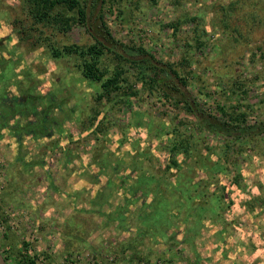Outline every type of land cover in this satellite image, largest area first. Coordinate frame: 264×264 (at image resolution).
Masks as SVG:
<instances>
[{"label": "rangeland", "instance_id": "374dc122", "mask_svg": "<svg viewBox=\"0 0 264 264\" xmlns=\"http://www.w3.org/2000/svg\"><path fill=\"white\" fill-rule=\"evenodd\" d=\"M104 1L62 33L35 24L22 0H0L5 252L36 264H264V0ZM100 13L120 42H106L100 66L112 68L114 53L126 59L125 99L97 100L80 58L48 53L94 43ZM139 47L162 81L176 80L171 68L186 83L144 89ZM27 80L37 102L25 100ZM219 107L245 113L243 128L225 130ZM171 127L195 147L177 150ZM174 157L180 165L168 169Z\"/></svg>", "mask_w": 264, "mask_h": 264}, {"label": "trees", "instance_id": "16d2710c", "mask_svg": "<svg viewBox=\"0 0 264 264\" xmlns=\"http://www.w3.org/2000/svg\"><path fill=\"white\" fill-rule=\"evenodd\" d=\"M89 3V4H88ZM103 3L105 4L104 0H22V5L24 10L27 12V14L30 16V19L33 20L35 24H43L48 25L49 27H54L56 29H60V31L63 33L69 32L72 27L75 25H85L88 24V20L90 17L87 13L88 7L94 8L96 4ZM89 5V6H88ZM101 9V8H100ZM91 12V11H90ZM99 24H97V30L100 38H95L94 43L89 45H70L65 46L63 48L56 47L54 45H51L48 48V53L53 58H59V59H66L68 57H74L77 56L80 58V72L81 75H83V78L86 80H89L91 83L98 84L97 91V100H100L103 97H108L113 92H118L119 98L121 97H128L133 94V91H130L132 89L131 86H128V78L125 75L124 69H123V62H126V59L120 55V53H114L116 55V59L118 62L112 66V68H105L103 69L101 65L100 58L103 55V51L105 50V44L106 42L108 44L114 45L116 48L118 45H120V42L116 40L112 34L110 29L107 26V23L105 21L104 16L100 13L98 18ZM107 50L111 51L110 48H106ZM138 52H143L149 59L145 58L144 61H142V66H139V70L137 71V74L140 77L142 86H144V89L149 88V90H153L157 86H160V83H163L164 85L162 88L166 87V89H170L174 87L176 84V81L180 84L186 83V77L181 76L179 72L176 69L169 70V73L171 76L174 77L176 80L174 82H171L167 84L166 81H162L161 78V72L159 67H157L154 63V57L150 54V52H147V50L143 47H139ZM151 60H153V67L150 69L152 73L148 71L149 67H151ZM123 61V62H122ZM133 65H135L133 63ZM149 65V67L147 66ZM148 68V69H147ZM164 71V70H163ZM169 74H166V76ZM26 86L24 87L23 95H25V100L28 102L33 103V101L37 102L38 98L35 96H32L28 92L32 88L31 82L27 80ZM162 81V82H161ZM122 92V93H121ZM121 93V94H120ZM135 94V92H134ZM109 98V97H108ZM109 100V99H108ZM123 100V99H120ZM184 107L186 112H192L195 114L197 112L194 107L193 100H190V98L184 100ZM35 104V103H34ZM45 109H50V104H43ZM219 110L226 115L229 118L228 121H223L222 127L226 130V126L228 129L231 130H241L243 128V122L245 118V113L233 111V112H226L224 109L219 107ZM44 117H46L44 115ZM95 117V116H94ZM96 121V119L92 118V121ZM91 121L90 127L94 126L95 132H103L104 126L103 122L97 121L96 124H93ZM182 123V122H181ZM35 126H38L36 124ZM215 126H211V130L213 132L217 131ZM172 128V127H171ZM214 128V129H212ZM252 128V127H251ZM176 130L177 134V142L175 143V148L177 150H182L185 153H188L190 149L192 150L195 147V144L197 143L196 140L191 138H185L182 137V135H185L183 131H179L178 127H173L172 130ZM222 130V129H221ZM35 132V131H34ZM221 158L225 160L226 162H229L228 155L225 152V148L220 151ZM180 165L177 162V159L174 157L171 161V163L167 164L168 169H172V166L177 167ZM239 174V172H238ZM4 175V174H3ZM237 185H238V179L236 177L231 178ZM239 186V185H238ZM260 200H264L263 196L257 197ZM36 259H38L37 256H29L25 254H20V258L17 260L16 264H36Z\"/></svg>", "mask_w": 264, "mask_h": 264}, {"label": "flooded vegetation", "instance_id": "af4514ba", "mask_svg": "<svg viewBox=\"0 0 264 264\" xmlns=\"http://www.w3.org/2000/svg\"><path fill=\"white\" fill-rule=\"evenodd\" d=\"M3 245H4V242L0 241V254L4 257L3 259L5 260L6 264H16L17 260L20 258V255L18 254V252L14 251L10 257L5 252Z\"/></svg>", "mask_w": 264, "mask_h": 264}, {"label": "water", "instance_id": "95a60500", "mask_svg": "<svg viewBox=\"0 0 264 264\" xmlns=\"http://www.w3.org/2000/svg\"><path fill=\"white\" fill-rule=\"evenodd\" d=\"M4 257L0 254V264H6Z\"/></svg>", "mask_w": 264, "mask_h": 264}, {"label": "crops", "instance_id": "0c3cea01", "mask_svg": "<svg viewBox=\"0 0 264 264\" xmlns=\"http://www.w3.org/2000/svg\"><path fill=\"white\" fill-rule=\"evenodd\" d=\"M98 250H99V249H98ZM101 251H102V250H101ZM101 251H99L98 254L101 255V256H103V255L100 253ZM94 255H96V254H94ZM96 256L98 257V255H96ZM121 263H123V262L121 261Z\"/></svg>", "mask_w": 264, "mask_h": 264}, {"label": "built area", "instance_id": "2783aa9c", "mask_svg": "<svg viewBox=\"0 0 264 264\" xmlns=\"http://www.w3.org/2000/svg\"><path fill=\"white\" fill-rule=\"evenodd\" d=\"M109 260H110V261H113V257H112V256H111V257H109Z\"/></svg>", "mask_w": 264, "mask_h": 264}]
</instances>
